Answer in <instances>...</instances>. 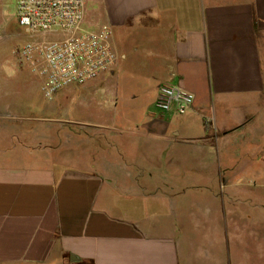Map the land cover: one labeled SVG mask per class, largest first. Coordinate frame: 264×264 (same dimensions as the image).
<instances>
[{"label":"crops","instance_id":"obj_1","mask_svg":"<svg viewBox=\"0 0 264 264\" xmlns=\"http://www.w3.org/2000/svg\"><path fill=\"white\" fill-rule=\"evenodd\" d=\"M87 2L119 69L0 67V264H264V0Z\"/></svg>","mask_w":264,"mask_h":264},{"label":"built area","instance_id":"obj_2","mask_svg":"<svg viewBox=\"0 0 264 264\" xmlns=\"http://www.w3.org/2000/svg\"><path fill=\"white\" fill-rule=\"evenodd\" d=\"M85 13V0H16L18 25L26 34L42 37L18 48L16 55L40 74L48 102L71 86L102 78L117 65L111 27L85 29ZM52 34L60 37L47 39ZM194 102L193 94L178 86L165 84L158 89L157 108L164 114L184 115Z\"/></svg>","mask_w":264,"mask_h":264},{"label":"rangeland","instance_id":"obj_3","mask_svg":"<svg viewBox=\"0 0 264 264\" xmlns=\"http://www.w3.org/2000/svg\"><path fill=\"white\" fill-rule=\"evenodd\" d=\"M85 4L86 13L83 27L87 30H95L97 29V26L94 20L90 19L92 5L89 4L87 0H85ZM58 37H60V35L52 34L48 36L47 39L52 40ZM41 38L42 37H38L37 39ZM32 40L33 38L26 34L25 31L18 25L16 18V0H0V67L2 69H6L8 66L16 67V61L18 60L16 55L17 49L26 43L31 42ZM118 60V66H116V69H119L120 67V59L118 58ZM136 62L137 61L130 59L126 62L124 67L127 69L134 68ZM23 65L25 66L26 70L29 71L31 69L30 65L26 62L23 63ZM61 115L65 116L64 113ZM24 138L26 141L30 142V138H32V136H24ZM64 143L65 138L63 136H59L58 144L64 145ZM236 244L241 246L240 238L237 239Z\"/></svg>","mask_w":264,"mask_h":264}]
</instances>
